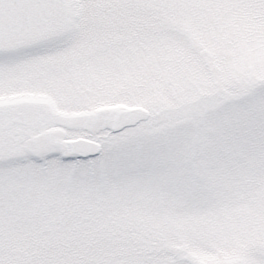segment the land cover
<instances>
[{"label": "snow or ice", "instance_id": "1", "mask_svg": "<svg viewBox=\"0 0 264 264\" xmlns=\"http://www.w3.org/2000/svg\"><path fill=\"white\" fill-rule=\"evenodd\" d=\"M0 264H264V0H0Z\"/></svg>", "mask_w": 264, "mask_h": 264}, {"label": "rangeland", "instance_id": "2", "mask_svg": "<svg viewBox=\"0 0 264 264\" xmlns=\"http://www.w3.org/2000/svg\"><path fill=\"white\" fill-rule=\"evenodd\" d=\"M257 21L252 20L247 23L246 26L242 27L238 32L234 34V38L255 41L259 29L256 27Z\"/></svg>", "mask_w": 264, "mask_h": 264}]
</instances>
